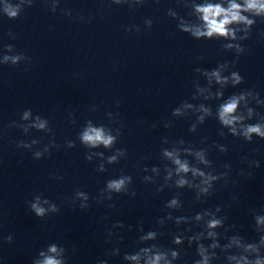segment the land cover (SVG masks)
<instances>
[{
	"label": "clouds",
	"instance_id": "clouds-1",
	"mask_svg": "<svg viewBox=\"0 0 264 264\" xmlns=\"http://www.w3.org/2000/svg\"><path fill=\"white\" fill-rule=\"evenodd\" d=\"M37 0H0V17L8 20H17L27 8L35 5ZM48 11L55 14L60 8L61 0H40ZM149 0H107L108 7L112 5H126L130 11L142 7ZM159 3V0H154ZM177 7L168 8L166 15L176 21L177 29L196 40L225 41L221 48L225 53H233L234 58L229 61L217 63L215 68L206 69L196 67L194 73L197 78L192 82L194 89L191 100L181 101L171 111L173 119H188L195 117L188 127L190 134L198 132L199 127L209 119H215L219 125L217 135L222 139L231 136L245 143L252 144L256 139L264 140V112L258 108H264V98L255 88H241L238 92L225 96L228 87L237 88L245 83V78L236 69L240 57L248 49L244 41L252 34L257 21L264 23V0H175ZM179 8L187 9L186 15H182ZM66 17L73 16L72 9H61ZM95 17L89 13L87 19L77 15V19L84 23H91ZM144 28L150 30L153 19L147 18L143 21ZM127 32L140 33L139 25H131L125 29ZM264 39V30L259 33ZM7 38L16 39V34L9 30ZM202 56L197 60H203ZM22 62L31 64V57L23 51H17L14 44H0V65L16 67ZM27 70V69H26ZM200 78L205 81L201 84ZM212 101H218L213 108ZM120 101H116L119 107ZM99 105H91L90 112H96ZM71 124L76 125L77 118L74 112L68 113ZM108 124H97L93 119H86L80 126L75 138L66 139L63 147L74 149L77 141L86 149L84 159L88 163L98 161L95 166L97 173L107 172L108 166L119 164L122 160H128V151L125 148L115 147L123 134L124 124L119 112H107ZM165 129H172V120H166L163 124ZM159 127V121L151 124L152 129ZM8 129H20L24 137L30 136L32 130L46 134L49 137L43 147V137L31 140L20 139L15 141L17 149L27 150L32 153L33 160H40L46 155H51L52 150H60L61 144L56 142L55 133L51 127L50 120L33 113L31 108L24 109L19 113V120H13L7 124ZM207 136H201L199 143L207 147H197L187 142L183 137L170 139L168 136L161 137L159 165L146 164L141 167L142 162L149 160V155L141 156L133 165L145 173L142 176L144 184L156 186V193H162L165 189L174 190L171 197L164 202L165 214L156 220V227L145 231L143 218L135 227L137 237L134 241L135 250L124 252L121 255L120 244L124 243L122 230L126 225L122 221H115L107 229L105 243L115 241L114 246L106 253L107 257H120L123 264H188L183 253L185 243L189 248L195 246V256L191 264H264V207L260 211H251L253 230L258 239L250 241L240 234L236 223L228 224L225 206L217 204L214 208H203L195 214H184V201L181 199L184 190L194 193V203H203L206 198L216 192V185L223 181L227 185L231 179V164L225 163L223 170L217 171L215 162L210 159L212 150L221 155L226 154L229 149L226 144L213 140L208 143ZM13 143V141H9ZM103 149V150H100ZM253 149V153H255ZM110 152V155H105ZM241 163L247 168L238 170L240 177L251 178L252 169L260 167V161L252 159L249 155L241 157ZM50 179L60 180L63 176L51 175ZM134 178L131 174H125L123 170L116 178L105 181V185L98 195L91 197L87 192L77 188L72 197L66 198L68 203L81 211L90 209V200L96 204H104L106 208H115L114 197L128 195L136 197L137 192L131 186ZM233 200L237 197L233 196ZM28 209L37 218L43 220L49 215L58 214L61 205L46 198L43 193L33 196L27 202ZM176 213H182L176 215ZM105 216L102 219H107ZM175 225V231L169 229L167 235L171 236L168 246L159 243V238L165 235L161 229H166L168 224ZM129 232L133 231L132 225H127ZM231 233V235H229ZM12 235L0 236V243L11 244ZM223 241V242H222ZM75 252V249H73ZM32 264H68L67 250L58 243H49L41 249L33 258ZM96 264H109L108 259H97Z\"/></svg>",
	"mask_w": 264,
	"mask_h": 264
}]
</instances>
